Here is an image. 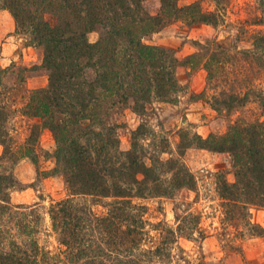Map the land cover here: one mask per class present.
Returning a JSON list of instances; mask_svg holds the SVG:
<instances>
[{
	"label": "trees",
	"instance_id": "obj_1",
	"mask_svg": "<svg viewBox=\"0 0 264 264\" xmlns=\"http://www.w3.org/2000/svg\"><path fill=\"white\" fill-rule=\"evenodd\" d=\"M159 1V11L151 15L145 0H0L16 33L28 38V46L42 49L41 67L48 73L46 87L28 92L22 114L33 123L17 148L6 126L13 106L5 93L11 90L0 81V264H170L179 250L178 237L197 233L204 239L199 216L177 215L180 224L173 229L162 221L148 222L147 206L135 201L173 198L195 187L181 160L162 158L164 138L158 140L141 122L131 132L130 147L122 150L116 127L107 124L119 107L142 118L154 113L156 103L173 102L182 91L178 69L205 58L195 53L181 62L173 51L145 44V37L173 22L214 27L221 22L219 10L204 11L197 1L184 6L178 0ZM94 31L99 37L92 43L88 34ZM208 44L200 47L207 50ZM251 46L245 53L263 63L264 32L253 36ZM223 54L214 52L204 63L210 80L222 69ZM248 98L249 93L232 94L215 103L230 112ZM258 99L264 108V98ZM42 130L54 139L53 154L38 144ZM189 135L185 130L179 134V156L191 147L230 156L233 179L217 173V193L228 219L253 228L250 208H264V120L236 123L222 135ZM40 156H52L53 171L62 175L67 190L48 210L60 251L56 256L39 244L36 210L11 205L10 191L18 182L1 164L5 158L37 164ZM96 205L106 212H95ZM257 234L264 239V228Z\"/></svg>",
	"mask_w": 264,
	"mask_h": 264
},
{
	"label": "rangeland",
	"instance_id": "obj_2",
	"mask_svg": "<svg viewBox=\"0 0 264 264\" xmlns=\"http://www.w3.org/2000/svg\"><path fill=\"white\" fill-rule=\"evenodd\" d=\"M195 1L204 11L219 10L220 24L216 27L207 24L187 26L173 22L143 39L145 44L173 51L181 62L195 53L205 55L194 66L184 65L178 69L176 77L182 91L173 102L156 103L154 113L142 118L129 108L119 107L110 113L107 124L116 127L120 147L127 150L131 132L141 122L145 123L156 132L158 140L164 138L166 141L167 150L162 158H178L194 177L195 187L182 189L173 198L135 200L147 206L145 219L150 223L162 221L176 229L180 224L175 219L177 215L200 217L199 228L204 239L197 233L190 238L186 234L178 237L179 250H174L175 257L170 264H264V239L257 234L259 227L264 228V208H250L249 221L253 228L248 229L240 221L226 217L217 193V173L226 172L228 179H233L230 156L196 147L179 156L177 147L183 130L190 134L189 137L196 133L206 138L210 134L222 135L236 123L264 120V108L258 101V96L264 98V62L245 53L252 47L253 36L264 32V24L259 23L264 18V6L259 0H221L219 4L212 0H178V3L184 6ZM144 8L155 15L160 1L145 0ZM98 37L99 31L88 34L92 43ZM200 44H208L209 49H202ZM214 52H223L224 57L221 58L222 69L210 80L204 63ZM42 62V49L28 46V38L16 33L10 13L0 10V81L11 90L5 93L13 106L6 126L14 148L24 144L33 123L22 114L28 92L46 87L48 83V73L41 67ZM245 93H249L248 100L230 112L224 105L215 103L216 99L222 100L232 94L243 97ZM38 144L53 154L55 142L48 130L41 131ZM2 155L3 147L0 145ZM1 164L2 169L11 173L18 182L10 191L11 205L26 207V212L36 210L41 218L37 236L40 246L52 256L60 255L48 210L51 204L67 196V190L62 175L53 171L54 159L52 156H40L38 163L34 164L27 158L16 162L5 158ZM93 208L97 213L106 212L100 205ZM148 229L150 235L158 236L156 231Z\"/></svg>",
	"mask_w": 264,
	"mask_h": 264
}]
</instances>
